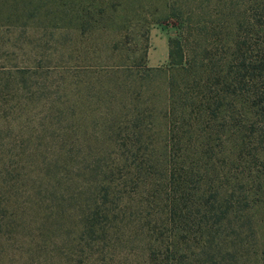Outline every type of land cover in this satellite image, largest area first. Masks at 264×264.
Returning a JSON list of instances; mask_svg holds the SVG:
<instances>
[{"label":"rangeland","instance_id":"1","mask_svg":"<svg viewBox=\"0 0 264 264\" xmlns=\"http://www.w3.org/2000/svg\"><path fill=\"white\" fill-rule=\"evenodd\" d=\"M260 19L264 0H0V264H264L258 116L210 113ZM166 37L186 66L150 64Z\"/></svg>","mask_w":264,"mask_h":264},{"label":"trees","instance_id":"2","mask_svg":"<svg viewBox=\"0 0 264 264\" xmlns=\"http://www.w3.org/2000/svg\"><path fill=\"white\" fill-rule=\"evenodd\" d=\"M260 20L263 24L260 23L259 25V29L261 30H256L260 35L255 44H247L250 36L254 33H246L244 39H236L233 41L232 47L234 50L231 54L233 57L231 60L227 61L229 69L238 76L236 75L231 81L226 82L227 88L230 91L226 90L227 93L218 95L217 101L210 104V113L213 117H218L219 112L230 111L233 100L238 101L239 98H242L244 103L246 99L252 106L251 112H253L255 116H258L255 118L256 120L253 119V124L258 123L260 126L257 129L254 127V130L258 132L260 141L264 146V37L262 36L264 32V19ZM252 30H255L254 24ZM175 41L178 42V49L174 47ZM169 43L170 63L174 66H186L184 63L185 55L182 43L177 38L173 37L170 38ZM248 84L249 87L247 86ZM229 115L230 114H228V116ZM226 116L227 115H224V117ZM225 124L228 125L227 122H225ZM237 130H241V128ZM244 138L245 137H243V139ZM260 150L259 155L264 156V147ZM222 212L224 215L227 211Z\"/></svg>","mask_w":264,"mask_h":264},{"label":"crops","instance_id":"3","mask_svg":"<svg viewBox=\"0 0 264 264\" xmlns=\"http://www.w3.org/2000/svg\"><path fill=\"white\" fill-rule=\"evenodd\" d=\"M156 47V48H155ZM154 47V51L152 50L149 54V62L150 64L156 65L164 62L169 57V41L168 37L161 40V52L157 51V44Z\"/></svg>","mask_w":264,"mask_h":264}]
</instances>
